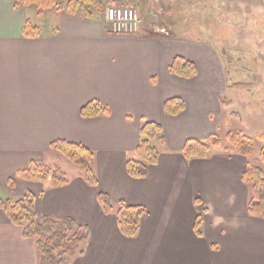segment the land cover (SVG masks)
I'll use <instances>...</instances> for the list:
<instances>
[{
    "label": "crops",
    "instance_id": "0c3cea01",
    "mask_svg": "<svg viewBox=\"0 0 264 264\" xmlns=\"http://www.w3.org/2000/svg\"><path fill=\"white\" fill-rule=\"evenodd\" d=\"M27 20L34 25L28 8L0 0L2 199L31 194L38 217L87 227L84 253L70 264H264V219L247 214L249 190L241 180L248 159L218 148L206 158L182 155L188 140L205 142L220 124L224 71L213 42L178 34L173 25L168 37L147 24L136 34H115L102 16L67 14L27 39L21 35ZM176 57L193 63L196 75L171 74ZM172 99L184 103L176 116L163 110ZM94 102L109 114L83 118L81 109ZM144 123L159 125L163 141L154 142L159 156L147 177L133 179L126 162L138 160ZM55 142L94 154L95 187L79 175L61 187L17 176L31 163L54 164ZM99 193L114 205L145 209L135 238L120 233L114 213H103ZM0 264H38L34 241L24 239L2 211Z\"/></svg>",
    "mask_w": 264,
    "mask_h": 264
},
{
    "label": "trees",
    "instance_id": "16d2710c",
    "mask_svg": "<svg viewBox=\"0 0 264 264\" xmlns=\"http://www.w3.org/2000/svg\"><path fill=\"white\" fill-rule=\"evenodd\" d=\"M15 5L23 8L34 7L40 13L54 9L59 0H14ZM104 0H68L65 3V14L75 18L93 20L103 18ZM42 34V29L26 21L23 30V38H37ZM170 34V33H169ZM169 72L175 76L189 79L196 75L195 65L183 58L173 59ZM221 104L223 101H220ZM165 114L176 116L183 112L184 103L180 99H172L164 104ZM83 118H93L99 115H108L107 109L98 103H90L83 107L80 112ZM140 143L136 149L138 160L126 162L127 174L133 179H144L148 175L150 166L156 165L159 152L154 142H162L163 134L159 125L144 123L139 131ZM226 140L231 148L244 158H251L254 154L251 139L239 132L232 131L227 134ZM220 146L216 136L201 142L188 140L182 150L186 159L206 158L212 148ZM51 151L59 153L71 164L78 168L81 179L89 186L97 185L96 176L91 165L94 162V154L81 145L68 142H55L50 146ZM259 162L263 170L247 166L241 176L242 182L251 189L246 204V212L250 217L264 219V148L260 150ZM17 176L25 181L45 183L50 181L54 187L68 184V179L63 172L49 166L31 163L27 170L18 172ZM12 184V181L10 182ZM97 201L103 213H114L117 227L126 238H135L140 229V222L146 211L142 207L127 206L123 202L114 205L110 197L99 193ZM0 211L8 218L10 223L21 228L22 237L34 241L38 255V264H70V258L82 256L84 248L90 237L87 227L76 226L70 219L56 221L48 217H38L34 197L26 194L22 198L12 201L0 198ZM203 219L197 216L194 231L197 236L201 235Z\"/></svg>",
    "mask_w": 264,
    "mask_h": 264
},
{
    "label": "rangeland",
    "instance_id": "374dc122",
    "mask_svg": "<svg viewBox=\"0 0 264 264\" xmlns=\"http://www.w3.org/2000/svg\"><path fill=\"white\" fill-rule=\"evenodd\" d=\"M66 1L59 0L54 9L41 13L30 7L28 15L35 26L42 30L49 28L58 16L66 13ZM104 1L105 8L114 5L134 8L141 21L139 31L143 24L151 31L154 26L168 30L167 26L173 25L172 31L178 34L213 42L224 71L223 75L220 73L223 93L219 98L224 104L215 135L220 142L218 149L234 150L226 136L232 131L239 132L253 143L254 154L247 166L263 170L259 153L264 148V0ZM56 156L57 161L49 167L60 170L68 179L80 176L77 167L59 153ZM91 168L94 170V164ZM250 189L248 186L249 196ZM3 197L1 193L0 198Z\"/></svg>",
    "mask_w": 264,
    "mask_h": 264
},
{
    "label": "built area",
    "instance_id": "2783aa9c",
    "mask_svg": "<svg viewBox=\"0 0 264 264\" xmlns=\"http://www.w3.org/2000/svg\"><path fill=\"white\" fill-rule=\"evenodd\" d=\"M104 22L115 34H136L141 26L137 11L126 5L107 6L104 10ZM152 33L158 36H169L166 27L154 26Z\"/></svg>",
    "mask_w": 264,
    "mask_h": 264
}]
</instances>
